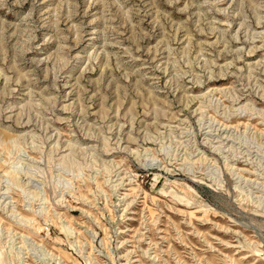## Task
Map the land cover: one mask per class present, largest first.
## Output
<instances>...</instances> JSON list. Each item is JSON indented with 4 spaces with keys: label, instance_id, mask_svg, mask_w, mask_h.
Masks as SVG:
<instances>
[{
    "label": "rangeland",
    "instance_id": "obj_1",
    "mask_svg": "<svg viewBox=\"0 0 264 264\" xmlns=\"http://www.w3.org/2000/svg\"><path fill=\"white\" fill-rule=\"evenodd\" d=\"M0 264H264V0H0Z\"/></svg>",
    "mask_w": 264,
    "mask_h": 264
}]
</instances>
